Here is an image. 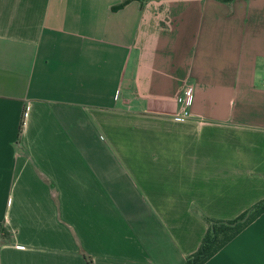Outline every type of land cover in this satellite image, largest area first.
<instances>
[{"label": "crops", "instance_id": "0c3cea01", "mask_svg": "<svg viewBox=\"0 0 264 264\" xmlns=\"http://www.w3.org/2000/svg\"><path fill=\"white\" fill-rule=\"evenodd\" d=\"M123 2L0 0V264H184L264 199V0Z\"/></svg>", "mask_w": 264, "mask_h": 264}, {"label": "trees", "instance_id": "16d2710c", "mask_svg": "<svg viewBox=\"0 0 264 264\" xmlns=\"http://www.w3.org/2000/svg\"><path fill=\"white\" fill-rule=\"evenodd\" d=\"M131 0H124L120 5ZM230 1V0H226ZM264 213V199L254 204L248 210L234 219H214L205 217L209 228L204 236L199 250L187 257L184 264H204L231 240H233L247 226Z\"/></svg>", "mask_w": 264, "mask_h": 264}, {"label": "built area", "instance_id": "2783aa9c", "mask_svg": "<svg viewBox=\"0 0 264 264\" xmlns=\"http://www.w3.org/2000/svg\"><path fill=\"white\" fill-rule=\"evenodd\" d=\"M185 94H186L187 97L192 96V95H193V89H192V88L188 89V90L185 92ZM183 95H184V94H183Z\"/></svg>", "mask_w": 264, "mask_h": 264}]
</instances>
